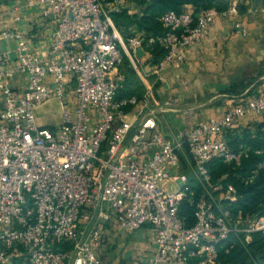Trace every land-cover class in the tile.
Wrapping results in <instances>:
<instances>
[{
    "label": "built area",
    "instance_id": "2783aa9c",
    "mask_svg": "<svg viewBox=\"0 0 264 264\" xmlns=\"http://www.w3.org/2000/svg\"><path fill=\"white\" fill-rule=\"evenodd\" d=\"M126 2L26 0L38 24L49 26L42 54L17 30L20 16L14 15L13 30L0 33V264H105V231L115 225L129 233L154 229L148 264H220L231 234L244 235L246 243L264 235V215L232 212L238 190L230 173L214 181L209 168L219 161L236 176L256 156L242 182L253 185L264 173V146L233 148L227 140L236 122L256 116L255 138L264 142V75L258 94L174 142L160 129L154 84L139 58L142 47L152 56L157 47L165 50L152 72L162 82L165 69L183 61L217 18L239 13V2L223 12L169 10L159 19L161 34L129 36L114 20ZM126 60L144 86L142 98L119 97ZM16 77L25 80L22 93L10 83ZM52 98L62 103L54 130L40 126L36 115ZM184 145L204 189L199 196L180 158ZM185 202L194 208L193 225L181 215Z\"/></svg>",
    "mask_w": 264,
    "mask_h": 264
},
{
    "label": "crops",
    "instance_id": "0c3cea01",
    "mask_svg": "<svg viewBox=\"0 0 264 264\" xmlns=\"http://www.w3.org/2000/svg\"><path fill=\"white\" fill-rule=\"evenodd\" d=\"M26 0H0V33L13 30V17L21 21L17 30L27 39L34 51L42 54L48 46L49 26H40L35 9L24 7ZM15 8H18L14 12ZM196 13L192 5L183 7ZM238 14L219 17L209 28L207 36L192 46L183 61L168 66L164 80L155 82L152 75L155 57L146 47L139 51L144 74L154 84L153 109L160 127L166 134L179 139L211 118H220L242 100L259 93L264 75V2L249 0ZM5 44H0V49ZM12 51L16 42L8 43ZM15 60L11 54L7 65ZM14 90L22 93L25 80L16 77L10 81ZM2 98L0 95V106ZM62 103L52 98L36 110L40 126L49 128L61 124ZM256 116L236 122L227 134L233 148L256 139L260 127ZM155 233L151 226L135 232H125L118 225L106 228L101 256L105 264H148L155 251Z\"/></svg>",
    "mask_w": 264,
    "mask_h": 264
},
{
    "label": "trees",
    "instance_id": "16d2710c",
    "mask_svg": "<svg viewBox=\"0 0 264 264\" xmlns=\"http://www.w3.org/2000/svg\"><path fill=\"white\" fill-rule=\"evenodd\" d=\"M239 2V9L245 5L249 0H237ZM264 2V0H262ZM192 5L196 12L210 8H216L223 12L229 8L228 0H153L146 6L142 15L130 14L126 9L122 13L114 15V20L122 30L120 22L127 21L131 26H135L140 33H150L152 35H159L162 33L160 25V17L169 10L180 12L184 6ZM129 36V35H127ZM153 55L155 57L154 63H159L165 56V50L157 47ZM124 68L127 73V80L120 91L119 97L138 96L142 98L144 94V86L139 79L136 72L129 66L126 60ZM253 146H264V142L260 143L258 140L246 141ZM180 158L184 166L187 165V160L191 159L187 145L183 146L180 152ZM260 158L252 156L245 161L244 168L236 172L219 161H214L209 165L214 181L219 180L224 174L230 173L228 181L234 184L238 190V200L231 205L232 212L235 215L242 213L246 214H261L264 215V173L259 175L256 183L253 185H245L242 182V177L247 176L252 171V164L257 162ZM181 215L187 217L189 224L193 225L194 208L189 206L187 202L183 203L181 208ZM220 264H264V235L255 234L250 243L245 242V237L242 234H231L220 248Z\"/></svg>",
    "mask_w": 264,
    "mask_h": 264
},
{
    "label": "rangeland",
    "instance_id": "374dc122",
    "mask_svg": "<svg viewBox=\"0 0 264 264\" xmlns=\"http://www.w3.org/2000/svg\"><path fill=\"white\" fill-rule=\"evenodd\" d=\"M153 0H127L126 2V8L129 10L130 14H138V15H142V13L144 12L146 6H148ZM236 0H228L229 2V6L231 5V3H233ZM245 6V5H244ZM240 11V10H239ZM196 12V11H195ZM197 14V12H196ZM119 23H117L118 25ZM120 24L122 25V30H120L124 35H131V34H136L139 33L137 28L135 26H131L127 23V21H122L120 22ZM119 26V25H118ZM74 101V97H71L70 99H68V101ZM160 126V125H159ZM49 129L54 130L57 127H50L48 126ZM160 129L162 130V128L160 127ZM163 134L166 135V137H168L169 139H171L172 141H176V139H174L172 136H170L169 134H166V132H164L162 130ZM179 140V139H177ZM188 161V160H187ZM186 171L188 172V174L191 177V182H192V186L195 189V191L197 192L198 196L201 195L204 192V189L200 183V181L197 179V177L194 174V168L193 166H191V164L187 163V165L185 166ZM176 188L175 187H171V191H175Z\"/></svg>",
    "mask_w": 264,
    "mask_h": 264
}]
</instances>
